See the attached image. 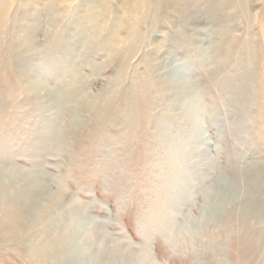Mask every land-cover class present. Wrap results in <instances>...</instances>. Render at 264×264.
<instances>
[{"label":"rangeland","instance_id":"rangeland-1","mask_svg":"<svg viewBox=\"0 0 264 264\" xmlns=\"http://www.w3.org/2000/svg\"><path fill=\"white\" fill-rule=\"evenodd\" d=\"M173 1L0 0V264H264L208 212L264 163V0Z\"/></svg>","mask_w":264,"mask_h":264},{"label":"bare ground","instance_id":"bare-ground-1","mask_svg":"<svg viewBox=\"0 0 264 264\" xmlns=\"http://www.w3.org/2000/svg\"><path fill=\"white\" fill-rule=\"evenodd\" d=\"M209 1L213 2L211 0H209ZM177 5L180 6L181 4L178 3V0H174L173 1V6H174L175 9L179 10ZM211 5H213V4L211 3ZM214 6H215V4H214ZM142 10H143V5L141 6V11ZM126 21H128V20H126ZM120 22H122V24H123V21H120ZM124 23H125V21H124ZM225 24L227 25V22H225ZM225 27H227V26H225ZM221 28H222V26H221ZM223 28H224V26H223ZM224 29L227 30V28H224ZM230 35L228 34L227 37H225L226 41L227 40L231 41V38L233 36H230ZM232 39H234V37ZM110 41L113 42L116 45V47L119 45L120 38L118 37V29L116 30V29L113 28L112 35L110 36V38L107 41V43L110 42ZM242 92H243V90H242ZM239 171L241 173V181L239 182V184H236V183H231V184L223 183L220 186L219 192L217 193V196L215 198L214 205L212 206V208L210 207V204H209L208 207L210 209H209L208 212H209V215L213 216V217L216 216L218 211H219V213L223 212V213L228 214L229 218L231 216V218H233V220H231V221L236 226L238 224L242 226L243 232H244L243 237H245V239H248L249 238V234H248V231H247L248 229L245 226V223L248 222V220L249 221H252V219L260 220V219H262L264 217V195H263V189H264V163H260V162L254 163L252 166H248V167L240 166L239 167ZM252 171H253L254 174L251 173ZM248 182H251L253 184V187L255 188L256 191H252L246 186V184ZM235 186H237L238 188L235 187ZM24 194H25V198H27L29 200L30 199L32 200L31 197H33V195H32V193L30 191L28 192V190L27 191L25 190ZM66 196H67V192L64 189L61 188L59 190V192H57V194L53 195L51 203L47 204L44 207L42 212L40 210L41 217L42 218L46 217L45 216L46 213L48 214L49 212H52L60 204L64 203L65 200H67ZM73 201H75V200H73ZM72 204L73 203H71L69 206H72ZM11 207H14V206L10 204V205L4 206V207H0V230H3L4 232L10 231V232L14 233L18 229L17 222H18V219H19L20 209H18V207L15 206V209L12 210L11 212L7 211V209H10ZM33 208H34V206H33ZM36 208L38 209V207H35V209ZM234 210L237 211L236 216H238V218L232 217V214L234 213L233 212ZM246 244L249 246V249H248L249 253L247 255V257H248V256H250V252H251V246H250L249 240L246 242ZM244 249H245V242L243 244L242 243L240 244V250L244 251ZM139 260L142 263H145L147 259H146L145 256H143V257L141 256V258Z\"/></svg>","mask_w":264,"mask_h":264}]
</instances>
